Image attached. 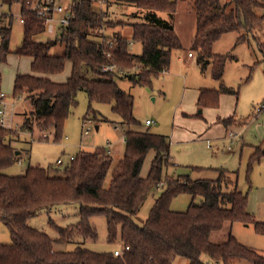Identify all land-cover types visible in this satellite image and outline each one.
<instances>
[{
  "label": "trees",
  "instance_id": "trees-1",
  "mask_svg": "<svg viewBox=\"0 0 264 264\" xmlns=\"http://www.w3.org/2000/svg\"><path fill=\"white\" fill-rule=\"evenodd\" d=\"M1 1L9 8L15 2L20 4L23 36L13 53L30 58L31 73H16L13 79V97L24 95L32 108L21 128L32 131L36 125L42 132L52 129L54 138L60 139L76 103L75 95L84 91L89 102L111 103L123 127L124 154L111 168V155L100 146L79 151L61 175L51 174L50 167L30 164L23 173L10 175L3 170L20 161V152L12 144L18 132L0 126V221L10 235L9 243H0V264H172L177 257L185 258L187 264H264L262 253L232 234L234 223H252L256 234H264V223L247 211V193L238 189L230 172L217 168L213 178L192 179L189 174L162 178V169L170 161L167 137L140 128V121L133 115L134 96L117 83L125 76L133 85L150 84L152 77L169 68L172 51L182 47L172 23L176 3L190 1L195 16L190 49L196 53L201 72L211 66V77L219 81L217 88L199 89L197 106H216L221 93L236 95L234 88L222 82L227 59L236 57L214 53L213 44L223 34L236 32L234 45L255 40L264 56V41L258 35L264 25V0H111L145 10L143 22L130 24L131 39L117 32L106 35L102 27L107 20L97 4L101 0H71L68 25L59 27L55 38L46 41L37 39L46 26L43 18L30 9L33 0ZM159 11L166 12L168 19L160 17ZM11 21L12 16L9 25ZM10 30L3 31L0 61L10 53ZM130 41L141 44L140 54L129 50ZM57 44L63 46L62 53H51ZM67 61L71 63L69 76L60 82L52 80L50 75L60 73ZM106 65L115 69L103 70ZM135 67V72L121 74L122 68ZM90 112L97 120L94 110ZM234 120L230 116L218 122L228 127L235 124ZM101 121L108 120L104 117ZM150 150L154 157L147 174L141 176ZM255 157L254 153L251 162ZM110 168L109 183L104 186ZM162 183L164 188L154 197L147 217L137 223L134 215L149 190ZM184 194L190 196L186 209H171L172 201ZM59 204H77L79 220L67 227L50 220L58 232L57 239L28 225V218ZM92 216L105 218L108 242L117 243L119 234L120 242L128 248L120 255L112 250L92 251L78 241L70 250L55 248L56 243L78 237L96 239V229L89 221ZM224 227H229L227 238L213 241L212 233Z\"/></svg>",
  "mask_w": 264,
  "mask_h": 264
},
{
  "label": "rangeland",
  "instance_id": "rangeland-1",
  "mask_svg": "<svg viewBox=\"0 0 264 264\" xmlns=\"http://www.w3.org/2000/svg\"><path fill=\"white\" fill-rule=\"evenodd\" d=\"M228 1L230 0H221L222 3ZM97 2L102 12L104 11V20H107L106 24L103 21L102 27L106 35L117 32L126 38H131L130 24L144 20L145 10L141 11L134 5L118 4L111 0ZM66 4L67 0H64L63 5ZM190 9V1H177L173 21L174 30L182 47L172 51L169 68L152 77L150 84L133 85L125 76L118 79L117 83L126 93L134 96L133 115L140 121V128H149L153 133L167 136L170 161L162 169V178L180 174H189L192 179L213 178L216 176L215 169L225 168L230 172L231 179L237 181L238 189L247 193V211L255 220L264 223V56L255 40L250 39L234 45L237 33L223 34L213 44L212 50L217 54L236 57V60L227 59L222 82L234 88L237 94H220L216 106L198 107L194 93L195 86L203 83L218 86L219 83L211 77V66H208L204 73L200 71L196 63V53L190 49L194 29V17ZM0 12L13 15L9 34L10 53L0 61V91L6 95V101L13 105L10 128L18 132V135L12 144L20 152V161L4 169L3 172L10 175L20 174L30 164L50 167L51 174L61 175L62 170L69 163L70 156H75L81 150L93 151L100 146L106 147L110 153L111 168H113L124 154L123 127L120 118L112 110L111 103L89 102L84 91L76 93V103L63 125L60 139L54 138L52 129L42 132L36 125H33L32 131L21 128L24 118L30 115L32 108L24 95L13 97V79L16 73H31L30 60L13 53L23 36L19 5L14 3L9 8L0 0ZM157 14L168 19L166 12L159 11ZM57 29V26L47 27L37 39L39 41L53 39ZM258 35L264 41V25ZM141 49L139 42L130 41L129 50L132 53L140 54ZM62 51L63 46L57 44L51 53L61 54ZM188 52H192L191 58L188 57ZM137 69V67L122 68L121 74H131ZM70 71L71 63L67 61L64 69L53 75L52 80L64 81ZM91 109L94 110L97 120L92 117ZM225 116H233L239 120L238 124L228 125L225 129L223 124L218 122ZM104 117L108 121H101ZM147 119L152 121L149 126L145 124ZM244 119L245 122L242 124ZM233 122L236 123L235 120ZM86 129H88L87 133H85ZM256 149L259 150L258 154ZM254 153L256 157L251 162ZM153 157L154 151L150 150L144 158L141 176L147 174ZM57 159H61L62 163L57 164ZM189 166H200L203 169H190ZM111 168L104 180V186L109 183ZM163 188L162 183L149 190L134 215L137 223L141 224L145 220L154 197ZM189 200V195H180L172 201L171 209L185 210ZM78 209L77 204H59L48 212L42 211L28 218L27 223L32 228L57 239L58 232L49 221H53L59 227L75 224L79 220ZM89 221L96 229V239L78 237L71 242L56 243L55 248L70 250L78 241L83 242V245L92 251L106 252L121 243L119 234L116 236L117 243L108 242L104 217L92 216ZM228 228L224 227L212 233L211 239L225 240L228 236ZM232 234L244 245L264 255V234H256L252 223H234ZM9 242V231L0 221V243ZM186 263L185 258L177 257L172 264ZM238 264L250 263L240 261Z\"/></svg>",
  "mask_w": 264,
  "mask_h": 264
},
{
  "label": "built area",
  "instance_id": "built-area-1",
  "mask_svg": "<svg viewBox=\"0 0 264 264\" xmlns=\"http://www.w3.org/2000/svg\"><path fill=\"white\" fill-rule=\"evenodd\" d=\"M64 0H33L30 4V9L34 11L38 16L43 18L45 26H57L64 27L67 26L71 19V10L69 8V3L71 0H67V4L63 5ZM16 3V2H15ZM18 4V3H16ZM19 8H20V4ZM5 15V17H3ZM13 16L12 14H7L5 12H0V44L3 38L4 29L10 28L9 18ZM20 22L22 23V16L19 12ZM189 55H191L189 53ZM114 66L106 65L103 70H113ZM6 95L0 91V126L10 128L12 117H13V105L6 101ZM151 120H145L146 125H150ZM88 129L85 130L87 133ZM45 136V135H43ZM73 156H70V160ZM57 163H61V159L57 160ZM123 243L117 244L112 249L114 255H120L123 250L127 249ZM205 264H217L216 262L205 261Z\"/></svg>",
  "mask_w": 264,
  "mask_h": 264
},
{
  "label": "crops",
  "instance_id": "crops-1",
  "mask_svg": "<svg viewBox=\"0 0 264 264\" xmlns=\"http://www.w3.org/2000/svg\"><path fill=\"white\" fill-rule=\"evenodd\" d=\"M191 11H192V9H190ZM192 13H193V11H192ZM193 17H194V28H195V16H194V13H193ZM173 18H174V15H173ZM173 18H172V23H173V26H174V21H173ZM165 19V18H164ZM47 27H50V26H46V28ZM53 27V26H52ZM193 33H194V29H193ZM193 33H192V35H193ZM192 37V36H191ZM128 39H131V38H128ZM191 41V40H190ZM189 53L190 52H188L187 53V55H188V57H190L191 58V56H193V55H189ZM8 56V55H7ZM18 56V55H17ZM21 57H25V56H21ZM28 58V57H27ZM29 60H30V58H28ZM178 60L179 59H177V62H178ZM197 63V62H196ZM198 65V64H197ZM199 66V65H198ZM200 68V67H199ZM201 71V70H200ZM70 73V72H69ZM202 73H204V72H202ZM53 75H55V74H53ZM53 75H50V78L52 79V77H54ZM69 75V74H68ZM213 79V78H212ZM214 80V79H213ZM216 82H218L219 83V81H217V80H215ZM58 82H60V80H58ZM219 86V85H218ZM218 86H215V85H206V83H203V84H201V85H198V86H195V89L196 90H194V93H195V96H196V99H197V97H198V94H199V89L200 88H203V87H206V88H217ZM187 89V87H185V90ZM221 94H226L227 95V93H221ZM218 99H220V95H219V98ZM200 111V110H199ZM225 118H227L226 116H225ZM223 119H224V117H223ZM235 121H236V123H235V125H237L238 123H237V121H239V120H237V119H235ZM222 125V124H221ZM224 126V125H223ZM98 127V126H97ZM221 127V126H220ZM225 127V126H224ZM222 128V127H221ZM227 127H225V129H226ZM225 131V130H224ZM124 133V132H123ZM166 136V135H165ZM167 137V136H166ZM168 148H169V143H168ZM170 154V153H169ZM58 160V159H57ZM57 160H56V163H57ZM69 160H70V157H69ZM62 161V160H61ZM62 163V162H61ZM61 163H59V164H61ZM58 164V163H57ZM203 168V167H202ZM179 197V196H178ZM177 197V198H178ZM187 264V263H186Z\"/></svg>",
  "mask_w": 264,
  "mask_h": 264
},
{
  "label": "water",
  "instance_id": "water-1",
  "mask_svg": "<svg viewBox=\"0 0 264 264\" xmlns=\"http://www.w3.org/2000/svg\"><path fill=\"white\" fill-rule=\"evenodd\" d=\"M17 153H18V151H17Z\"/></svg>",
  "mask_w": 264,
  "mask_h": 264
}]
</instances>
